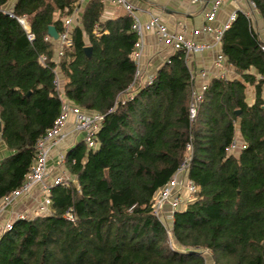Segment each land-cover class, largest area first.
I'll list each match as a JSON object with an SVG mask.
<instances>
[{
	"label": "trees",
	"instance_id": "16d2710c",
	"mask_svg": "<svg viewBox=\"0 0 264 264\" xmlns=\"http://www.w3.org/2000/svg\"><path fill=\"white\" fill-rule=\"evenodd\" d=\"M78 1L16 0L11 12L29 18V42L0 0V202L24 182L61 98L103 116L92 148L82 135L64 153L71 184L49 190L48 212L15 219L0 235V264H264V53L248 18L237 12L220 40L240 78L211 79L190 119L194 84L183 53L174 52L150 86L133 88V21L102 22L101 0L85 4L57 56L47 29L61 34ZM249 1L264 22V0ZM246 85L256 91L250 106ZM236 125L243 149L228 153ZM186 159L197 190L173 215L172 250L152 203Z\"/></svg>",
	"mask_w": 264,
	"mask_h": 264
},
{
	"label": "built area",
	"instance_id": "2783aa9c",
	"mask_svg": "<svg viewBox=\"0 0 264 264\" xmlns=\"http://www.w3.org/2000/svg\"><path fill=\"white\" fill-rule=\"evenodd\" d=\"M117 6L121 7L126 14L133 21V30L138 37V42L136 45L137 52L135 53V65L136 72L133 81L132 87L137 86H150L154 80L155 74H144L139 66V57L140 51L142 49V36L145 32H154L157 39L160 42L165 43L170 46L174 52L180 51L184 55V60L187 62L190 56L195 54H202L211 48L212 45L207 43H194L184 39L181 35L171 33L167 30L166 26L160 22L159 17L155 15H150L146 23H141L140 20L136 17L134 7L127 2V0H112ZM192 2H197L201 0H190ZM225 0H215L212 3L207 19L213 21L215 15ZM79 2V1H78ZM249 12L243 13L247 18L251 14V11L256 10L253 2L249 1ZM11 18L16 19L24 33L26 34L27 40L32 42L34 40V35L30 31V23L27 21L26 16L16 17L12 14L11 11L6 12ZM79 17V9L75 7L71 14L66 16L63 19V31L61 34H58V40L54 41L57 43L56 51L57 56L61 57L63 50L70 46L71 41L69 38V33L71 27L77 24ZM237 17V12H233L229 15L226 24L223 27H219L216 30V43H220L223 32L235 21ZM205 31H210L209 27H204ZM45 41H53L49 36L45 38ZM260 50L264 53V45L261 44ZM45 61L44 57L40 58V63L43 64ZM222 61V56L219 55L216 59V63L220 64ZM56 72V71H55ZM57 74V73H56ZM191 81L194 83L195 76L190 73ZM205 73H201V77L205 78ZM56 90L60 91V79L59 76H55ZM206 84L202 85L201 91L198 92L194 88L191 93V102L189 105V118L193 119L196 112V107L198 102L201 100L202 92L206 88ZM130 88V91L124 97L132 96L133 88ZM61 98V97H60ZM62 110L60 116L54 122V125L51 129L46 132V135L37 140L34 149H35V161L33 166L30 168L29 173L27 174L24 182L21 186L11 194L2 199L0 202V216H2L11 206L13 207L17 201L30 195L31 191L34 188L40 189L41 201L38 202L37 209L35 213L46 214L48 212V206L50 204L48 193L49 190L54 186L68 187L71 184L70 179L65 173H61L50 181L48 173V159L52 149L58 148L61 144L66 142L69 136L73 135H84V141L86 142L88 148H92L93 136L100 124L103 121V116L100 114H88L82 112L78 108L70 105L66 100L61 98ZM69 114L73 116V122L70 124V128H66L68 123ZM243 149V144H238L236 141H233L232 144L228 147V153H238ZM65 161L64 153L60 152L57 157V165L63 166ZM188 170V159H186L183 164L178 168L173 177L169 182L161 188L153 198L152 210L153 214L161 221L163 227L165 228L168 236V244L170 249L176 250V247L173 243L172 236L170 233V227L172 223L173 215L176 211L182 210L185 205L190 202L193 198V194L197 190V187L188 179L187 177ZM168 207V211L164 212V208ZM32 213V216L35 214ZM31 216V217H32ZM29 214H16L13 218L15 219H29L31 218ZM65 219L68 221H73L74 216L71 212L65 214ZM10 225L8 224L4 231H6ZM3 231V232H4ZM203 255H209L210 252L207 250L199 252Z\"/></svg>",
	"mask_w": 264,
	"mask_h": 264
},
{
	"label": "crops",
	"instance_id": "0c3cea01",
	"mask_svg": "<svg viewBox=\"0 0 264 264\" xmlns=\"http://www.w3.org/2000/svg\"><path fill=\"white\" fill-rule=\"evenodd\" d=\"M88 1L89 0H79V15L82 13ZM214 1L215 0H201L197 2H192L190 0H127V2L134 7L136 17L141 23H146L150 15H155L159 17L160 22L166 26L169 32L181 35L184 39L194 43H207L212 45L211 48L204 53L190 56L186 62L190 73L195 76L193 84L194 89L198 92L201 91L202 85L208 83L213 78L225 80L240 78L235 68L222 56L220 43H216V30L226 24L231 13L249 12L248 0H225L219 7L214 20L209 21L207 15ZM15 2L16 0H8L5 5V10L12 11ZM101 2L103 4V11L101 14L102 22L127 15L126 12L112 0H101ZM27 21L30 23L29 18H27ZM248 21L259 41L264 45V22L256 10L251 11ZM206 26L211 30L205 31L204 27ZM141 42L142 49L139 57L140 69L144 74H155L157 69L167 61L174 51L170 46L160 42L154 32H145ZM54 43V50H56L57 43ZM136 52L137 48L132 55L134 60ZM219 55L222 56V61L220 64H217L216 59ZM202 72L205 73V78L201 77ZM246 73L253 75L256 80L260 79L253 69H250V71ZM59 79L61 81V78ZM245 96V102L249 106L253 105L256 99L254 85H246ZM260 99L264 103V85L261 87ZM72 122L73 116L69 114L68 123L66 124L67 129L70 128L69 126ZM81 136L82 135L72 134L67 138L66 142L61 144L58 148L51 150L47 163L49 181L62 172L66 174L62 168L63 166L57 165L58 154L60 152L65 153L81 139ZM234 141L238 144H242L238 125L235 126ZM0 150H3L2 146H0ZM3 155H5V153H3ZM41 199L40 189L37 187L31 191L29 196L17 201L13 207L11 206L0 216V235L8 224L11 226L16 214L35 213L38 202H40ZM167 211L168 207H165L164 212Z\"/></svg>",
	"mask_w": 264,
	"mask_h": 264
},
{
	"label": "water",
	"instance_id": "95a60500",
	"mask_svg": "<svg viewBox=\"0 0 264 264\" xmlns=\"http://www.w3.org/2000/svg\"><path fill=\"white\" fill-rule=\"evenodd\" d=\"M47 35L53 40V41H57L58 40V33L57 31L55 30V28L53 26H50L48 27L47 29ZM83 52L85 54V56L87 58H90L91 56V48L86 46L83 48Z\"/></svg>",
	"mask_w": 264,
	"mask_h": 264
},
{
	"label": "rangeland",
	"instance_id": "374dc122",
	"mask_svg": "<svg viewBox=\"0 0 264 264\" xmlns=\"http://www.w3.org/2000/svg\"><path fill=\"white\" fill-rule=\"evenodd\" d=\"M30 215V217L32 216V214H29Z\"/></svg>",
	"mask_w": 264,
	"mask_h": 264
}]
</instances>
